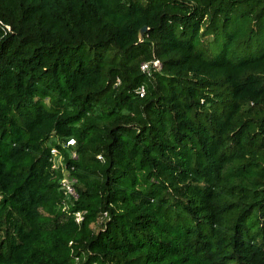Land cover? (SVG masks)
<instances>
[{
  "label": "trees",
  "instance_id": "obj_1",
  "mask_svg": "<svg viewBox=\"0 0 264 264\" xmlns=\"http://www.w3.org/2000/svg\"><path fill=\"white\" fill-rule=\"evenodd\" d=\"M0 264H264V0H0Z\"/></svg>",
  "mask_w": 264,
  "mask_h": 264
},
{
  "label": "built area",
  "instance_id": "obj_2",
  "mask_svg": "<svg viewBox=\"0 0 264 264\" xmlns=\"http://www.w3.org/2000/svg\"><path fill=\"white\" fill-rule=\"evenodd\" d=\"M161 63L158 59H152L148 62H144L140 65V70L142 73L151 76L154 72H159L161 70ZM135 93L139 97H143L145 94V89L143 86L139 87ZM75 146V140L73 138L67 139L64 143V148H71ZM71 157L73 159H77V155L75 152L71 153ZM50 162L52 164L53 169H60L62 173V178L60 180V190L65 196L66 203H63L62 210L67 209L68 202H73L78 199V193L75 189V184L77 182L76 178L70 175V171L66 168L64 163V158L62 153L56 147L50 149ZM85 211L78 210L74 211L73 217L77 224H80L83 220V216Z\"/></svg>",
  "mask_w": 264,
  "mask_h": 264
},
{
  "label": "rangeland",
  "instance_id": "obj_3",
  "mask_svg": "<svg viewBox=\"0 0 264 264\" xmlns=\"http://www.w3.org/2000/svg\"><path fill=\"white\" fill-rule=\"evenodd\" d=\"M218 43V42H217ZM203 44L206 49H209L210 51L214 52L216 50V42L214 40V37L208 36L203 39Z\"/></svg>",
  "mask_w": 264,
  "mask_h": 264
},
{
  "label": "water",
  "instance_id": "obj_4",
  "mask_svg": "<svg viewBox=\"0 0 264 264\" xmlns=\"http://www.w3.org/2000/svg\"><path fill=\"white\" fill-rule=\"evenodd\" d=\"M146 27H143L142 29H141V31H140V36H142V34L146 31Z\"/></svg>",
  "mask_w": 264,
  "mask_h": 264
}]
</instances>
